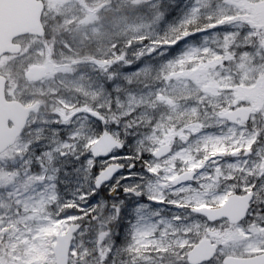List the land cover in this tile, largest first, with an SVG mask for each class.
I'll return each mask as SVG.
<instances>
[{"label":"snow or ice","instance_id":"snow-or-ice-1","mask_svg":"<svg viewBox=\"0 0 264 264\" xmlns=\"http://www.w3.org/2000/svg\"><path fill=\"white\" fill-rule=\"evenodd\" d=\"M39 6L0 44L26 107L0 121V264H264V0Z\"/></svg>","mask_w":264,"mask_h":264},{"label":"water","instance_id":"water-1","mask_svg":"<svg viewBox=\"0 0 264 264\" xmlns=\"http://www.w3.org/2000/svg\"><path fill=\"white\" fill-rule=\"evenodd\" d=\"M39 10L38 0H0V44L17 32L37 30ZM30 75L33 78H41L45 76V70L42 67L32 68ZM22 110L26 112V108L21 105L0 104V121H15L19 119ZM14 136V129L7 128L6 123L0 126V146L10 143Z\"/></svg>","mask_w":264,"mask_h":264},{"label":"rangeland","instance_id":"rangeland-1","mask_svg":"<svg viewBox=\"0 0 264 264\" xmlns=\"http://www.w3.org/2000/svg\"><path fill=\"white\" fill-rule=\"evenodd\" d=\"M60 2H63V0H60ZM33 67H44L46 70V76L55 72L56 70L55 64H35Z\"/></svg>","mask_w":264,"mask_h":264}]
</instances>
